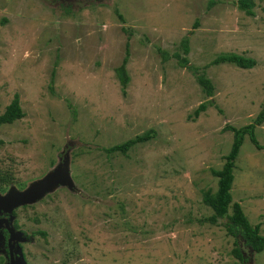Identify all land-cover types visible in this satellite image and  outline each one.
I'll return each mask as SVG.
<instances>
[{"label":"rangeland","instance_id":"obj_1","mask_svg":"<svg viewBox=\"0 0 264 264\" xmlns=\"http://www.w3.org/2000/svg\"><path fill=\"white\" fill-rule=\"evenodd\" d=\"M252 1L247 16L236 0H0V114L13 96L23 113L0 125V196L56 173L70 180L12 209L24 231L44 233L35 264H264V247L236 239L241 263L223 221L200 223L209 170L231 142L224 125L251 123L264 104V0ZM225 53L255 64H210ZM147 130L125 155L103 150ZM254 136L264 146V122ZM232 174V201L264 236V150L247 136Z\"/></svg>","mask_w":264,"mask_h":264},{"label":"trees","instance_id":"obj_2","mask_svg":"<svg viewBox=\"0 0 264 264\" xmlns=\"http://www.w3.org/2000/svg\"><path fill=\"white\" fill-rule=\"evenodd\" d=\"M99 1V0H88ZM236 9L243 12L247 16L252 15V0H236ZM117 19L123 22L122 17L117 14ZM182 54H187L186 39L180 42ZM126 54V51H125ZM177 59L180 67H188V62L185 58H179L178 55H174ZM228 63L240 69H251L255 62L254 60L233 53H225L216 56L211 62V65H219ZM126 55L123 57L119 66L114 69V74L118 81L120 93L124 95V90L128 83V76L125 69ZM196 83L200 86L205 96L210 97L212 94V86L209 80L202 74H198L195 77ZM210 104V103H209ZM206 104L200 103L193 111V116L196 117L202 111H204ZM23 113L18 104L17 96H13L9 104L4 108L0 114V125H9L15 120L22 118ZM264 122V104L256 114L253 121L242 127H232L230 125H224L223 131L231 133V142L227 153L222 157L223 162L219 169H210V175L215 178V189L212 191L206 189L201 192V203L211 210V215L201 219V222L215 225L218 220L223 221L221 223L225 234L234 239V246L231 250L232 256L239 262H243V256L236 245V239L243 241V244L248 247L252 253H260L264 247V236L259 232V225H251L244 215L241 206L238 202H233L230 195V189L233 181L232 171L234 169V161L238 155L239 148L242 144L244 136H247L248 141L253 145L256 150H264V146L259 145L254 136V128L260 126ZM154 135L153 130H147L141 135H136L133 138L126 141L112 145L109 148H105L107 153H119L125 155L129 149L137 144H141ZM3 183L7 182V179L0 178Z\"/></svg>","mask_w":264,"mask_h":264},{"label":"flooded vegetation","instance_id":"obj_3","mask_svg":"<svg viewBox=\"0 0 264 264\" xmlns=\"http://www.w3.org/2000/svg\"><path fill=\"white\" fill-rule=\"evenodd\" d=\"M2 184L0 179V185ZM21 189L23 187L18 190ZM4 191L0 187V194L4 193ZM30 206H22L19 209H27ZM15 211L16 209L11 212L0 210V264H35L31 255V248L38 244L35 241V235L44 236V233L39 230H34L30 233L24 231L20 223L26 222L21 221L16 216ZM31 223L37 222L32 221ZM16 232H20V234H16ZM243 259V262H245L244 257Z\"/></svg>","mask_w":264,"mask_h":264},{"label":"water","instance_id":"obj_4","mask_svg":"<svg viewBox=\"0 0 264 264\" xmlns=\"http://www.w3.org/2000/svg\"><path fill=\"white\" fill-rule=\"evenodd\" d=\"M63 181L65 183H70L66 174H62L60 178L59 173H56L34 183L26 190L15 191L9 189L3 196H0V210L11 212L13 208L20 205L32 204L35 200L40 198L44 192L52 191L55 184L62 183ZM16 234H20V232H16Z\"/></svg>","mask_w":264,"mask_h":264}]
</instances>
